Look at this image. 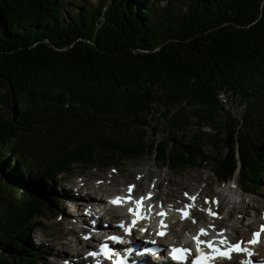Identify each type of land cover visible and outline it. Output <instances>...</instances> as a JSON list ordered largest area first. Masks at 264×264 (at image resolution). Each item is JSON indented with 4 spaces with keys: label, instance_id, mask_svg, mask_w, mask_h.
I'll return each mask as SVG.
<instances>
[{
    "label": "trees",
    "instance_id": "trees-1",
    "mask_svg": "<svg viewBox=\"0 0 264 264\" xmlns=\"http://www.w3.org/2000/svg\"><path fill=\"white\" fill-rule=\"evenodd\" d=\"M144 153L171 170L213 160L216 178L256 188L264 0H0V264H34L55 175Z\"/></svg>",
    "mask_w": 264,
    "mask_h": 264
},
{
    "label": "rangeland",
    "instance_id": "rangeland-1",
    "mask_svg": "<svg viewBox=\"0 0 264 264\" xmlns=\"http://www.w3.org/2000/svg\"><path fill=\"white\" fill-rule=\"evenodd\" d=\"M92 4H94L95 0H90ZM163 2H159V4H162ZM183 9V7H182ZM3 91V88L1 89ZM155 91L157 94L162 93V89L159 87H155ZM224 98L225 101H222L220 98L221 103L223 104V107L230 110L232 114L235 116L239 117L240 114L242 113L243 106H239V101L237 97L234 95H230L228 92H224ZM154 112V108L157 111H162L163 110V105L161 106H153L152 107ZM1 110L4 115L9 114L8 107L6 106H1ZM157 133L154 136H151V131L150 129L147 130V135H146V143L148 144L151 139L155 140L156 143L161 142V135L165 131V121L160 120L157 118ZM205 150L207 154L212 158L213 156L216 155V152L218 151V148L214 147H205ZM120 160H112L109 161L110 164L103 165L104 162L99 161L100 164H79L76 165L74 164L71 169V171L67 174H62V175H55L54 177V190L53 194L50 195V197L55 198L54 200H57L55 202L51 201L46 206L42 209L41 217H38V219L33 220L32 222V228L30 230V233L28 234L29 239L35 246L34 253L37 254V258L35 259L34 264H58L61 259L62 255H65L66 257L69 256V250L68 248L70 246H74L71 240H66L62 241L60 243L59 247L63 253L60 254L58 253L59 251H55L56 249V240L61 239V234H65L64 230H67V227L65 226V223L73 221V224L75 228L77 226H81L80 223H84L85 220H88L87 218H83V222H78L77 217L80 216L79 212V205L78 208H76L75 212L78 213L76 216V221L73 220V216H71L69 213L71 209H75L74 207H70L68 209L66 205V201H64V204H61L60 202L63 200V197L67 193H73L71 190L72 187L70 185V182L73 179H76L77 182H72V184L75 185V188L77 189V186L83 181H86L85 179H79L78 177H88L90 173L94 172L95 174H92L93 177H97L101 179V182L104 183L105 185L108 184L109 186H112V181H116V185H122L125 182L132 183L135 187L133 188V191L135 193L141 194L143 190H149L151 194L153 192L158 193V195L163 196L162 190L167 189L166 183L168 182V187L173 185V188L176 189V191H182L184 189H177L179 186L184 185L180 182L185 179V183L189 182L193 188L191 190H187L188 192H192L194 188H201L203 187V183H206L205 186V191L203 193L206 194H211L214 192V188L217 184V180L214 178V174L212 169L214 167L213 160H209L206 163H201V168H199L196 165H186L182 166L181 168L177 170H171L166 167L164 164L165 162L161 163L160 160H155L154 159V154H142L138 158H131V157H120ZM260 177L257 181V186L256 188H253L250 192L244 193L241 191L238 187H236L233 191V193L227 194V191L225 189V193L227 194L228 199L233 201V208L231 206V213H229V217H225L224 219V226H235L237 231H234L233 229L229 228L225 229L224 231L227 233V235L231 238L236 237L237 235H241L242 233H239L243 229L247 231V234L244 233L245 239L249 238V230H253L256 227V224H250L247 227L241 226L240 223H246V222H252L255 223L257 221H264V159L261 160L260 163ZM141 173V174H138ZM102 174H105V177L102 176ZM111 175V179H107L108 176ZM154 175V176H151ZM100 176V177H99ZM102 176V177H101ZM140 177V180L135 182L136 177ZM83 177V178H84ZM93 177H90V181L88 182H93L94 179ZM204 177L205 180H202ZM134 178V179H133ZM169 178V179H168ZM68 181V182H63V181ZM109 180L108 182H106ZM234 182H236V175L233 176L231 179ZM131 181V182H129ZM160 181V190L157 191L154 185ZM99 182V183H101ZM234 182L232 183V186L234 185ZM111 184V185H110ZM100 185V184H99ZM121 185V186H122ZM80 188V187H79ZM17 192H15V195H17L19 187L16 186L15 189ZM186 190V189H185ZM193 194V193H191ZM240 196L239 202L236 201V195ZM180 198L181 202H173V203H166L165 206H174L176 207L174 209V216L177 217L179 215V212L177 211V207H182L184 206L183 200L186 199L187 196L185 195L184 192H181ZM74 197L78 199V196H73L72 194H68L66 198L68 199L69 197ZM160 196V197H161ZM66 199V200H67ZM70 199V198H69ZM155 202H159L158 200H154ZM57 203V204H56ZM230 204L225 205L223 210H221L219 216L224 217V214L226 213L228 207ZM74 212V213H75ZM178 213V214H177ZM228 215V214H227ZM84 216V215H83ZM86 217V216H84ZM160 217V216H158ZM82 219V218H81ZM100 222H103L102 219H100ZM153 221L151 225L154 223ZM63 223V224H62ZM191 225L193 226V222H190ZM71 225V224H70ZM73 227V225L71 226ZM72 231V230H71ZM153 232V231H152ZM66 238V237H65ZM69 238V237H68ZM71 238V237H70ZM69 238V239H70ZM79 238H82V236L79 235ZM167 241L171 240V235L167 236ZM264 241V233L261 239V242ZM78 245V243H77ZM68 252V253H67ZM64 256V257H65ZM78 256H71L73 261L77 259ZM66 260V259H64ZM58 262V263H57Z\"/></svg>",
    "mask_w": 264,
    "mask_h": 264
},
{
    "label": "bare ground",
    "instance_id": "bare-ground-1",
    "mask_svg": "<svg viewBox=\"0 0 264 264\" xmlns=\"http://www.w3.org/2000/svg\"><path fill=\"white\" fill-rule=\"evenodd\" d=\"M92 174H95V173L94 172L90 173L87 178L84 177V176H83L84 178L80 177V180L81 179H85L86 181L81 182L79 184V186H77V189L75 188V185L71 183V187L75 191V193H70L69 192V193L65 194V196L63 197V200L60 203L64 204V201L68 202V201H74V200H79V201L88 200V201H94L93 203H95V204H99V203L101 204L103 202L102 199H104V198L108 199V195H110L112 193H118V192L122 191L123 190V186L128 183V182H125L123 185L121 183L122 186L121 185L118 186V185H116V181H117L116 180V181H112L111 182L112 185H113V187H112V186H109L108 184L105 185L104 183L101 182V179H99L97 177H93ZM138 174H141V173H138ZM102 176L105 177V174H102ZM151 176H154V175H151ZM90 177H93V179H94L93 182H88V181H90ZM111 178H112V176L109 175L107 179H111ZM205 178L206 177H204L202 180H205ZM139 180H140V177L138 178V176H137L134 183H137V181H139ZM108 181L109 180H107L106 182H108ZM99 182H101V183H99ZM129 182H131V181H129ZM159 183H160V181H158V183H156L154 185V187L156 188L157 191L160 190V184ZM180 183H182L184 185L179 186L177 189H184V190H182L184 192H188L187 190H191L193 188V186L189 182L185 183V179L182 180V182H180ZM166 185H167V189L166 190L165 189L162 190L163 196L158 195V193L154 192L153 198L158 200L159 202H162V203H164V202H181V199H182V198H180V196H182L181 195V191H179V192L176 191V189L173 188V185L168 187V182L166 183ZM205 186H206V183L204 182L203 183V187H201L199 189L194 188L193 191L196 192V193L193 192L195 194V197H196L195 203H200V200L206 199V198H207L208 201H210V196L212 195V193L211 194L203 193L205 191ZM68 194H72L73 196L74 195L78 196V199H76L74 197H71V196L69 197L70 199L69 198L67 199L66 196ZM222 200H223V198H219L218 199V203H219L218 206L222 203ZM183 201H185V199ZM209 205H210V202L209 203L200 204V206L202 208H204V209L209 207ZM160 207L163 208V206H161V204H160ZM76 208L77 207L75 206V209L69 210L70 211L69 214L71 216H73V220L74 221H76V216H77V213L75 212ZM129 208H132L131 205H129V207L127 208V211H128ZM183 208H185V206L181 207L180 209H183ZM217 208H219V207H217ZM232 208H233V206H232ZM191 210H192V215L191 216H195V218L199 222L204 220L205 216H204L203 212H197L195 210L194 206L191 208ZM85 211H86V209H85ZM231 212L232 211H230V213ZM157 213H159V212H158L157 209H155L154 214L157 215ZM149 214H152L153 217H155L152 212L151 213L149 212ZM113 217H114L113 214H111L110 217L108 218V222H105V223H107L108 226L112 225V223H113L112 218ZM77 218H78V221H79V217H77ZM118 218L120 220H122V221L125 220L122 217H118ZM180 218H181V212L180 211H179V215L176 217V221L171 222L170 218H167L169 220L170 226L167 227L166 235L163 238H161V239L156 236L157 233L159 231H161V227H160L161 219L158 220V222L155 224L156 225V229L154 230L155 233L151 234L152 238L155 240V243L168 244L167 238H166L167 235H172L170 242H173V241L177 242L176 240H174L176 230H181L184 233L191 235V238L193 236H195L196 233L191 232V229L194 226H192L190 224V221H188V220L187 221H181ZM165 219L166 218H164V221H165ZM103 221H106V219L103 218ZM211 223L217 224V225L221 224L220 222H216V220L211 221ZM250 224H256V227L254 228L255 230H253V232H251V235H250V239H251L252 238V234L254 232L259 231L260 226L262 224H264V222L257 221L255 223H252V222L240 223V225L244 226V227H247ZM72 225H73V227H71ZM63 227H64V229H65V227H67V230H64L65 234H63V235L61 234L60 235L61 236L60 240H56V239L54 240V241H56V244H57L55 251H59L58 253H60V254L63 253V251L59 248V247H61L60 243L62 241L71 240L74 246L73 247L70 246L68 248V250L70 251L69 253L67 252L69 254V256L66 257L65 255H62L61 261L59 263L58 262L57 263L58 264H89V257L85 255L86 248L82 244V238H79V235H83V237H84V232H86L87 230H89L91 228L90 224L89 223H85V224L82 223V226H77V228H75V226L73 224V221H70V222L65 223V226H63ZM251 230H249V232ZM189 232H191V233H189ZM241 233H242V231H241ZM243 233L247 234V231H245ZM68 237L69 238L71 237V238L69 239ZM237 237H239V235H237L236 238ZM261 238H262V236H261ZM77 243H78V245H77ZM258 248L260 250L264 251V241H262V242L260 241ZM73 255L74 256H78L79 255V257L77 259H75V261H73V259L71 258V256H73ZM147 255H148V252L145 253L144 255H142V257L144 258ZM231 257H232L231 259H222L220 261H217L216 264H240L241 260L245 259V256L242 253H233V254H231ZM64 259H66V260H64Z\"/></svg>",
    "mask_w": 264,
    "mask_h": 264
},
{
    "label": "snow or ice",
    "instance_id": "snow-or-ice-1",
    "mask_svg": "<svg viewBox=\"0 0 264 264\" xmlns=\"http://www.w3.org/2000/svg\"><path fill=\"white\" fill-rule=\"evenodd\" d=\"M139 178V177H138ZM135 186L130 185L128 188V196L127 197H116L112 201H110L114 205H121L123 203L131 202L135 205L134 208H129L128 212L134 216V219L131 223V225L125 226V224L122 222L119 227L123 228L126 234H131V228L135 226V224L140 219H147L148 215L147 213L151 212L152 205H148L147 212L143 210V201L145 199H151V193L148 194L147 197H141L139 200H135L131 193ZM187 196V193H185ZM191 201H193L192 205H185L184 209H178L177 211L181 212V218L186 219L190 212L188 209L194 206V202L196 200L195 196L189 197ZM205 203H209L207 198L205 199ZM212 203H218L217 201H212ZM209 215L216 216L217 214L212 212V210L209 208L207 210ZM158 216L161 218L166 215V213L162 210L161 212L157 213ZM193 223H195V220H193ZM160 227L161 231L157 233V235L163 236L166 234L165 230L167 229L168 225L164 223V220L161 219L160 221ZM209 227H214V225H209ZM141 231H145V229H141ZM264 233V224L260 226L259 231L254 232L252 234V238L247 241L248 245H255L259 243L261 234ZM208 235V232L206 229L201 228L199 232L193 236L191 239L196 245V252L197 256L192 261V264H215V261L217 259H231V254L233 252L242 253L245 256V259L241 260L240 264H253L252 257L255 255L253 251L250 250V248L243 246V241H237L232 242L229 241L228 238L224 235L223 230L217 233V238L213 240H202L200 239L201 236ZM84 239H89L88 236H85ZM110 240L113 241H121L122 238L118 236H112L109 237ZM152 243H155V241H152ZM207 248L209 251L205 252L204 249ZM156 251H159V249H155ZM132 249H128L127 252H131ZM150 251V250H146ZM170 256L172 259L183 262L187 260L188 255L191 254V250L187 249L183 246L177 248L173 247L170 251ZM89 255L92 256H104L109 259L113 258V254L108 246L107 243H102L100 249L95 252L89 253ZM114 264H126V261L124 259L116 258L114 261ZM256 264H264V261H257Z\"/></svg>",
    "mask_w": 264,
    "mask_h": 264
},
{
    "label": "clouds",
    "instance_id": "clouds-1",
    "mask_svg": "<svg viewBox=\"0 0 264 264\" xmlns=\"http://www.w3.org/2000/svg\"><path fill=\"white\" fill-rule=\"evenodd\" d=\"M94 164H99L97 161H95L93 164H90V165H94ZM106 164H110V162H106V163H103V165H106ZM80 179V177H79ZM237 182V181H236ZM83 201V200H82ZM80 202V201H79ZM94 201H90V203H92L93 205H97L95 203H93ZM102 204V203H101ZM83 208V209H82ZM79 212H80V218H79V221L82 220L81 218H83V213L85 212V207L83 206V204H80L79 203Z\"/></svg>",
    "mask_w": 264,
    "mask_h": 264
}]
</instances>
